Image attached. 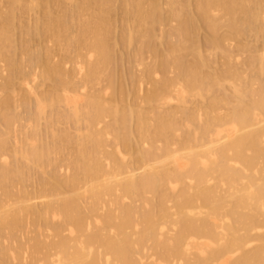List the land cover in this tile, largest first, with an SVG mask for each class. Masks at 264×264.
Listing matches in <instances>:
<instances>
[{
	"label": "bare ground",
	"instance_id": "6f19581e",
	"mask_svg": "<svg viewBox=\"0 0 264 264\" xmlns=\"http://www.w3.org/2000/svg\"><path fill=\"white\" fill-rule=\"evenodd\" d=\"M191 1L166 0L164 11L163 0H0V264H264V0ZM116 3L120 40L139 41L130 60L144 65L126 96L150 82V110L127 103L111 77ZM172 20L164 52L149 47L144 64L143 38ZM236 38L249 52L241 67ZM102 74L110 99L92 89ZM189 96L203 99L187 108ZM34 175L33 191L20 185ZM27 225L24 248L15 232Z\"/></svg>",
	"mask_w": 264,
	"mask_h": 264
},
{
	"label": "rangeland",
	"instance_id": "374dc122",
	"mask_svg": "<svg viewBox=\"0 0 264 264\" xmlns=\"http://www.w3.org/2000/svg\"><path fill=\"white\" fill-rule=\"evenodd\" d=\"M117 1H119V0H117ZM116 0H115V2H117ZM164 2V4L162 5L163 6V10L165 11V9H168V6H167V4H165V1L166 0H163ZM194 1V0H193ZM193 1H191V2H193ZM114 4V3H113ZM112 5V4H111ZM117 5V3L115 4V6L113 5L112 6V15H113V19L115 20V23H116V25H114L115 26V28L117 27V29L115 30L114 28V30H112V34L110 35L111 37H110V40H111V45H113V47H112V58L114 59H112V62L110 63L111 65H110V69H111V77H112V80H114V85L116 84V86L115 87H121L120 88V90L119 89H117L118 90V93H120L121 92V90H123L122 91V93H124L125 95V97L127 98V99H129L128 101H126L127 103L128 102H134V103H136V104H140L139 106H141L142 108H146L147 107V109H149L150 110V108H151V104H148L147 102H144V101H141V99L143 98V95L145 94V92L148 90V88H150V82L148 83V81L146 82H143L142 84H141V86L139 85V84H136V89L137 90H135V92H136V96L135 97H137V96H139V93H140V96L139 97H137V100H135V101H133V100H131L130 99V97H132V95L131 96H126V95H128V94H130L128 91H130L131 90V87H133V85H132V82H131V78L129 77L130 76V73L134 70L138 75L142 72V69L144 68V65H137L136 64V62H131V55L132 54H130V53H133V51L136 49V47L138 48V45H139V41L137 42L136 41V43L134 42L133 44H130V45H127V44H125V45H123V43L124 42H122V40H120V39H122L121 37H120V35L122 36V34H121V31H122V27H121V24H122V15H121V18H120V14H123L122 12H120L122 9H120V8H118V9H116L117 7H119L118 5H119V2H118V5ZM166 6V7H165ZM115 8V9H114ZM115 10H119L118 12H116ZM34 13H36V12H32L31 11V13L30 14H25V15H27V16H25L24 17V19H25V21H26V23H28L27 21H28V19L30 18V24L32 23V22H34V21H32V20H35L36 19V15L38 14V13H36V15L34 14ZM33 14H34V17H33ZM40 15V14H39ZM38 15V16H39ZM116 15V16H115ZM28 16H30V17H28ZM115 16V17H114ZM28 17V18H27ZM26 18H27V20H26ZM120 18V19H119ZM121 20V21H120ZM118 22H120V23H118ZM114 23V24H115ZM29 24V23H28ZM33 24V23H32ZM176 24V21L174 22V20H172V21H168L167 23H165V25L163 24V27H162V24H157V26H156V28L158 29V30H156L155 31V33H156V38H158V39H160V37L162 38V39H160V41L159 40H157L155 37L154 38H149V37H146V39L145 38H143L144 40V55L143 56H145L144 57V62H146V63H144V64H147V63H152L153 61H154V53L149 49V47L151 48H156V49H158L160 52H164V47L166 46L165 44V42H166V39L167 38H164V34L166 35L167 34V32L166 31H169L170 30V27H171V25L172 26H174ZM160 25V26H159ZM121 27V29H120V27ZM166 26H169V27H166ZM163 29V30H165V31H163V30H161V28ZM203 28V29H202ZM200 27L198 30H197V39H199V41L200 42H202L201 44H202V46L206 49V47L209 45V40L208 39H210V32H208L209 30H207L205 27ZM223 28V29H222ZM220 30H221V32L220 33H223V32H225L226 30H227V28L226 27H222ZM226 29V30H225ZM201 30H202V33H201ZM115 31H117V32H114ZM158 31H159V33H158ZM161 31V32H160ZM208 32V34H207V32ZM223 31V32H222ZM120 32V33H119ZM162 32H164L163 33V35H162ZM166 32V33H165ZM114 33V34H113ZM120 34V35H119ZM202 34V35H201ZM119 35V36H118ZM162 35V36H161ZM200 35V36H199ZM209 36V37H208ZM114 37V38H113ZM117 37V38H116ZM112 38V39H111ZM119 38V39H118ZM163 38L165 39V40H163ZM201 38H202V40H201ZM247 38H252L253 39V36H249V37H246V39ZM113 39H114V41H113ZM149 39V40H148ZM156 39V40H155ZM245 39V40H246ZM250 39H249V42H251L250 41ZM117 40H120L119 42L117 41ZM236 40H238V38H236L234 41H235V43H234V41L233 40H231L232 42H229L228 41V46L230 47V44H232V48L230 47V49L232 50L233 48V50L232 51H237V52H235V56H234V59H235V63L238 61L239 63L241 62L242 64H243V62L242 61H244V59L243 58H247L248 56L247 55H249V52H247V51H244V52H246V53H244L243 51H241V49H239V46H238V42L236 41ZM255 40V39H254ZM254 40H252V41H254ZM264 40V38L262 39V41ZM113 41V42H112ZM162 41H164V43L162 42ZM247 41H248V39H247ZM261 41V39L259 40V42ZM51 42V41H50ZM50 42H47V45L48 44H50ZM114 42H116V45H115V43ZM118 42V43H117ZM155 42V43H154ZM205 42V43H204ZM145 43H146V45H145ZM154 43V44H153ZM156 43H157V45H156ZM253 43H255L256 44V42L254 41ZM20 42L18 41V46L17 47H19L20 45ZM51 45H54L53 44V42H51V44L49 45V46H51ZM151 45V46H150ZM160 45H162V46H160ZM55 46V45H54ZM146 46V47H145ZM161 48H160V47ZM115 47V48H114ZM159 47V48H158ZM237 47V48H236ZM51 48H53V47H51ZM117 48V49H116ZM134 48V49H133ZM54 49V48H53ZM116 49V50H115ZM124 49V50H123ZM239 49V50H238ZM121 50V51H120ZM127 50V51H126ZM219 50L220 49H218V50H212V52L210 51V53H212V59H213V61H215L214 63H213V65H214V67H218V64H219V66L222 64V62L225 60V58H224V54H222V52H219ZM123 51V52H122ZM214 51H216L215 53H214ZM221 51V50H220ZM239 51V52H238ZM241 51V52H240ZM19 52V54H21L20 53V51H18ZM59 52V51H58ZM58 52H55L56 54H59ZM148 52V53H147ZM54 53V54H55ZM128 53V54H127ZM234 53V52H233ZM116 54V59L113 57V55H115ZM153 54V55H152ZM214 54H216V56L214 55ZM218 54V55H217ZM236 54H238V55H236ZM122 55H123V57H122ZM128 55V56H127ZM221 55V56H220ZM223 55V56H222ZM239 55H241V56H239ZM243 55V56H242ZM19 56H21V55H19ZM56 56V59L55 60H58V58H57V56L59 57L60 55H55ZM150 56V57H149ZM247 56V57H246ZM146 57H147V59H146ZM189 59L190 58H192V55L191 54H189L188 56H187ZM214 57H215V59H214ZM241 58V60L239 59V58ZM55 58V57H54ZM60 58V57H59ZM151 58V59H150ZM220 58V59H219ZM122 59H123V62H121L122 61ZM222 59V60H221ZM116 60V61H115ZM120 60V61H119ZM129 60V61H128ZM152 60V61H151ZM1 61V60H0ZM53 61H54V59H53ZM150 61V62H149ZM2 62V61H1ZM1 62H0V68L1 69H3V70H1L2 72H1V74L3 75L4 73L6 74L7 73V71H8V69L5 71V68H7V65H4L5 63H6V61H5V63H4V61L2 62V65H1ZM221 62V63H220ZM237 62V63H238ZM123 63V64H122ZM124 63H125V65H124ZM131 63V64H130ZM240 63V67L242 66V64ZM70 65V66H69ZM69 65H67V67L69 66L70 68H72V66H71V64H69ZM118 65V66H117ZM244 65V64H243ZM1 66H3V67H1ZM115 66V67H114ZM130 66V67H129ZM137 66L138 67H140V68H137ZM68 67V68H69ZM133 67H134V69H133ZM27 68H29V67H27ZM27 68H25V69H27ZM113 68V69H112ZM118 68V69H117ZM128 68V69H127ZM243 68V67H242ZM245 68V67H244ZM30 69V68H29ZM28 69V70H29ZM115 69V70H114ZM133 69V70H132ZM136 69V70H135ZM138 69V70H137ZM27 70V71H28ZM122 70V71H121ZM130 70V71H129ZM171 70V71H170ZM169 70V76L171 75V73H172V75L171 76H173V75H175V71L173 70V69H170ZM113 71V72H112ZM116 71V72H115ZM127 71V72H126ZM139 73H138V72ZM174 71V72H173ZM120 72V73H119ZM126 73V74H125ZM174 73V74H173ZM0 74V75H1ZM7 74H9V72L7 73ZM7 74L5 75L6 77H7ZM161 74V75H160ZM102 75H104V74H102ZM125 75V76H124ZM123 76V77H122ZM163 75H162V73H159V74H157V76H155L156 78L155 79H159L160 77H162ZM264 76V75H263ZM0 77H2V76H0ZM5 77V78H6ZM103 77V78H102ZM105 77H107V75L105 74L104 76H101V78H100V82L99 83H97V85L98 86H96V84L93 86V90H94V88L95 87H97V88H95V90L94 91H96V89L97 90H100V89H102L103 90V88H104V91H107V92H104V94H105V96H107V99L109 98V97H111L110 96V93L112 94V92H111V89L109 88H107V90H105L106 88L105 87H108L107 85H109L108 83H109V78L107 77V78H105ZM3 78V77H2ZM123 78H125V79H123ZM127 78V79H126ZM4 79V78H3ZM3 79H0V80H2L3 81ZM108 80V81H106V80ZM102 80L105 82H102ZM122 80V81H121ZM124 80H126L125 82H124ZM128 80H130V81H128ZM119 81V82H118ZM1 82V81H0ZM106 82H107V84H106ZM48 83H49V85H48ZM41 85H42V82L40 83ZM43 84H44V82H43ZM46 84V87L44 86ZM45 84L42 86V88H41V86L40 87H38L39 89H38V91L41 89V91H42V89L44 90V89H50V87L52 86V82L51 81H45ZM50 84H51V86H50ZM101 84V85H100ZM145 84H147V85H145ZM149 84V85H148ZM227 84H229V83H227ZM104 85V86H103ZM125 85H126V87H125ZM48 86V87H47ZM140 86V88L142 89L141 91L142 92H140V90L138 89V87ZM149 86V87H148ZM228 86H230V85H228ZM44 87V88H43ZM126 88V89H125ZM134 89V88H133ZM128 92V94H127V92ZM139 92V93H138ZM116 93H117V91H116ZM142 93H144V94H142ZM1 95H2V93H1ZM190 97V96H189ZM18 98V97H17ZM125 98V100H127ZM191 98V97H190ZM190 98H188V100L187 101H189L187 104L186 103H183V104H185V105H187V108H190V107H195L194 105H196V104H200V101L202 102V99L203 98H201L200 96H194V97H192L191 99H192V101H191V99ZM197 98V99H196ZM110 99V98H109ZM133 99V98H132ZM200 99V100H199ZM131 100V101H130ZM197 100H199V101H197ZM138 101V102H137ZM195 101H197L196 103H195ZM204 102H205V100H204ZM176 104V103H175ZM175 104L174 103H169V104H166V105H164V106H162L163 108H166L167 109V107L168 108H172V107H174L175 106ZM182 104V106L180 105V104H176V105H180L182 108H184V107H186L185 105H183ZM199 104L197 105V106H199ZM148 105V106H147ZM169 105V106H168ZM172 105V106H171ZM203 105V104H202ZM150 106V107H149ZM188 106H190V107H188ZM196 106V107H197ZM201 106V105H200ZM179 107V106H178ZM177 107V108H178ZM18 108H20L19 110H18ZM22 108V109H21ZM24 108V109H23ZM175 108H176V106H175ZM165 109V110H166ZM225 108L223 107V109L221 110V111H223ZM24 110H25V107H24V105L21 107H19V104H17V106H16V112H18V113H20V116H21V114H22V116H25L26 115V113H22V112H24ZM49 110V109H48ZM164 110V109H163ZM181 110V109H180ZM183 110V109H182ZM20 111V112H19ZM148 111V110H147ZM149 113H148V116H149V114H152L151 113V111H148ZM17 113V114H18ZM25 114V115H24ZM19 115V114H18ZM179 115H181V111H180V113H178V116ZM152 116V115H151ZM150 117V116H149ZM151 118V117H150ZM108 119V120H107ZM106 120L107 121H109V117L107 118ZM111 119V118H110ZM21 122H20V121ZM44 120H46L44 117H43V119H42V121L41 120H39V122H40V126H41V128H42V124L41 123H43V125L45 124L44 122ZM105 120V121H106ZM22 121H23V123H26V122H24V120H21V119H19L18 118V121L17 122H15L14 123V125H15V127L17 128V130H15V129H13V133L11 134V135H13V134H15V137L16 136H18L19 138H21V135L19 134L20 133V130H21V128L23 129V126H22ZM19 122H20V125H18L19 124ZM106 122H104V124H105ZM63 124V125H62ZM71 124V125H70ZM103 124V123H102ZM25 125V124H24ZM27 128L28 129H31V125L32 124H30L29 125V123H27ZM46 125V124H45ZM20 126H22L21 128H19ZM60 126V127H59ZM64 126V127H63ZM71 129H69L68 127ZM74 125L72 124V123H67V122H63V123H59L58 124V127L57 128H60L61 129V127L64 129V128H68L72 133L71 134H73L74 135V133L73 132H78V131H75L77 128H75L76 126H74ZM102 126V125H101ZM71 127H73V128H71ZM14 128V127H13ZM44 128V127H43ZM42 128V129H43ZM74 129V130H73ZM82 129H83V127H82ZM65 130H67V129H65ZM78 130V129H77ZM69 131V132H70ZM18 132V133H17ZM111 136V135H110ZM11 138H14V136H12ZM19 138H17V139H19ZM113 137L111 136V139H112ZM133 138V137H132ZM15 140H16V138H14ZM12 140V141H15V140ZM111 139H109V141L111 140ZM113 141H114V139H112ZM111 140V141H112ZM11 141V142H12ZM110 141V142H111ZM110 142H109V144H110ZM13 143H15V142H13ZM12 143V144H13ZM114 144V143H113ZM112 144V145H113ZM111 145V146H112ZM113 146H115V145H113ZM110 147V146H109ZM108 147V148H109ZM113 148H115V147H113ZM110 149V148H109ZM128 157L130 158V155H128ZM129 158H127L126 160H128ZM130 160V159H129ZM48 169H50V167H47ZM46 168V169H47ZM64 170H66L68 173H69V170L67 169V167L66 166H64L63 167V169L61 168V170H60V173L61 174H67V172L66 171H64ZM138 172H139V170H138ZM40 174L39 175H41V172H39ZM45 176V175H44ZM34 177V178H33ZM31 179H28L26 182L28 183H26L25 181H23V182H25L26 183V185L24 184L23 185V182H22V184H20L21 186H24V188H25V186H29V187H26L29 191L30 190H34L33 188H35L36 186H35V184H36V182H35V180H36V177H35V175L33 176ZM34 179V180H33ZM33 181V182H32ZM31 183V184H30ZM18 184L16 183L15 184V186H16V188L14 189V191H17V188H20V185L19 186H17ZM33 186V187H32ZM35 186V187H34ZM14 188V187H13ZM39 198V201H37L38 199L37 198H35V201L34 200H32V199H34V198H31L30 200H29V203H36L37 204V202L38 203H40V202H42V199L45 201L47 198H43V197H38ZM41 200V201H40ZM34 201V202H33ZM127 201H129V199L128 200H126V202ZM113 207H115V206H113ZM29 219V218H28ZM28 221V220H27ZM30 221V220H29ZM26 224H29V223H26ZM30 224H31V222H30ZM34 226H32V225H27V227L25 226L24 228H23V230H25L26 229V232H28L29 234H24L25 233V231H23L22 230V232H20V234H19V232L17 231V232H15V234L17 235V236H19V237H17L15 234L12 236L13 238H14V236H16L17 238H15V239H17V241L18 242H20V241H22L23 242V245H24V248H26V245H28V244H26V243H24L25 241L27 242L28 240H29V245H31L32 243H33V241L31 240V238H29V239H27L28 237H29V235L30 236H32L33 235V232H29V231H34L35 230V228H33ZM32 228L34 229V230H32ZM46 231V236L48 235V234H50L51 232H49V233H47V231L48 230H45ZM21 234H23V235H21ZM27 235V236H26ZM51 236V235H50ZM11 237V238H12ZM21 237H24V239L22 240L21 239ZM9 239V241L11 240V241H13L12 243L14 244V242H16V244H17V241L16 240H13V239ZM20 238V239H19ZM49 239L50 238H53V236H51V237H48ZM8 241V239L5 241V242H7ZM8 241V242H9ZM10 241V242H11ZM10 242H9V244H10ZM21 242V243H22ZM11 243V244H12ZM8 244V243H7ZM8 244V245H9ZM10 244V246H12ZM15 245V244H14ZM14 247V246H13ZM26 253V252H25ZM28 253H26L25 254V256L27 255ZM38 254H40V253H38ZM36 255V256H38V257H40L42 254H40V255ZM28 256V255H27ZM14 262H17V261H14Z\"/></svg>",
	"mask_w": 264,
	"mask_h": 264
}]
</instances>
